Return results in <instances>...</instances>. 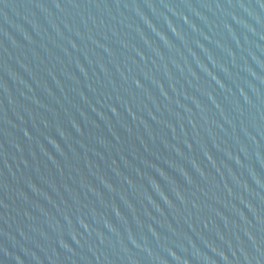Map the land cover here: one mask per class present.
Listing matches in <instances>:
<instances>
[{
	"label": "water",
	"instance_id": "obj_1",
	"mask_svg": "<svg viewBox=\"0 0 264 264\" xmlns=\"http://www.w3.org/2000/svg\"><path fill=\"white\" fill-rule=\"evenodd\" d=\"M0 264H264V0H0Z\"/></svg>",
	"mask_w": 264,
	"mask_h": 264
}]
</instances>
